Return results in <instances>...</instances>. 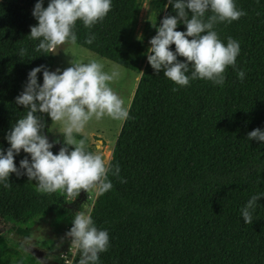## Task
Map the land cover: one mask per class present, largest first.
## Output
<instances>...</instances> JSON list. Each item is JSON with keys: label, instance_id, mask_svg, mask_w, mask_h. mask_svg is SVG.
Returning a JSON list of instances; mask_svg holds the SVG:
<instances>
[{"label": "trees", "instance_id": "trees-1", "mask_svg": "<svg viewBox=\"0 0 264 264\" xmlns=\"http://www.w3.org/2000/svg\"><path fill=\"white\" fill-rule=\"evenodd\" d=\"M151 1L157 27L166 15H175L167 0ZM36 2L0 0L4 150L10 147L7 133L27 111L15 98L23 91L28 72L40 65L51 71L53 66V55L35 52L38 41L29 37L30 26L37 24L32 16ZM48 3L43 0V7ZM142 3L112 0L102 21L91 29L77 21L74 29L77 45L139 74L128 103L129 117L120 124L109 157L126 182L110 172L112 189L95 194L88 210L97 228L109 233V248L100 254L99 264H264V142L247 139L248 132L264 130V0H235L246 15L215 29L225 45L228 37L239 43L236 68L244 70L245 78L239 80L229 66L223 86L193 80L186 87L155 73L147 63L150 39L132 38ZM176 30L186 28L179 24ZM91 34L95 39L85 43ZM21 48L27 49L23 58ZM170 50L175 51L174 44ZM37 78L38 83L43 80L42 72ZM42 115L44 135L50 143L59 141L51 149L57 154L63 135L50 136V117ZM26 156L30 159L22 150L15 155L18 168ZM9 183L8 188L0 183V264H41L3 230L12 225L17 238H26L36 219L46 213H54L70 229L84 191L73 201L61 192H38L36 182L26 176L10 174ZM254 194L262 196L253 223L245 224L240 210ZM49 244L41 242L48 248ZM78 259L75 252L70 264H78ZM50 261L61 263L55 256Z\"/></svg>", "mask_w": 264, "mask_h": 264}, {"label": "clouds", "instance_id": "clouds-1", "mask_svg": "<svg viewBox=\"0 0 264 264\" xmlns=\"http://www.w3.org/2000/svg\"><path fill=\"white\" fill-rule=\"evenodd\" d=\"M167 3L175 15H166L158 27L152 24L156 35L150 39L147 49L150 53L147 63L155 73L162 72L178 87L189 86L193 80L223 86L229 66L236 71L239 80L245 78L244 70L236 68L239 43L228 37L225 45L215 30L218 24H230L246 15L237 8L235 0H167ZM111 8L112 0H49L47 7H43V0H37L32 10L37 24L30 26L29 35L30 39L38 41L34 51L54 55L62 45H75L77 21L91 29ZM179 24L186 30L177 31ZM94 39L95 35L91 34L85 43L91 44ZM173 44L175 51L170 50ZM26 54L27 49L21 48L19 56L23 58ZM69 63L62 71L59 68L49 71L40 65L28 72L23 91L15 98L16 104L27 110L26 114L17 119L6 135L10 147L0 149V183L5 188L11 186L9 176L14 173L35 181L40 193L61 192L74 201L81 190L94 191L97 196L110 191L113 187L110 172L120 178L119 165L113 168L110 159L88 150L86 139H77V134L93 118L100 120L107 116L121 123L128 119L131 105L110 86L119 72H105L104 64L96 59ZM40 72L42 84L37 82ZM42 114L62 125L63 146L58 154H53L51 149L59 141L50 143L43 133L46 125ZM247 139L264 142V130L256 128L248 132ZM21 150L30 159L27 156L21 159L18 168L14 157ZM261 196L252 195L241 208L245 224L253 223L252 214ZM65 237L70 238L71 248L79 254L78 264H99L100 254L109 248L108 231L97 228L90 211L76 212Z\"/></svg>", "mask_w": 264, "mask_h": 264}, {"label": "rangeland", "instance_id": "rangeland-1", "mask_svg": "<svg viewBox=\"0 0 264 264\" xmlns=\"http://www.w3.org/2000/svg\"><path fill=\"white\" fill-rule=\"evenodd\" d=\"M157 15L153 7L151 0H143L142 7L134 17V33L133 39L149 40L154 36L156 28L152 24L157 26ZM53 55V54H52ZM54 61L51 71L60 69L61 71L70 66V61H78L87 63L92 59L99 60L104 64V71L111 73L112 71H118L119 76L110 83L117 94L125 100L128 104L131 98L134 86L136 84L138 73L136 71L124 68L108 59L102 58L95 53L75 44H65L60 46L57 53L53 55ZM43 80L39 82L42 84ZM121 122L112 120L105 116L100 120L93 118L79 134L86 139L87 146L92 150L101 154L104 158L109 159L110 151L114 143L115 136L120 127ZM62 131V125L60 123L52 122L49 118L47 132L50 136L58 137ZM94 191H88L84 193L83 199L80 201V211H88L92 204V200L95 196ZM68 226L59 222L55 218L54 213H46L43 216L38 217L36 222L31 226L28 236L26 238H17L13 233L14 227L8 226L3 230V234L9 240H15L20 247L25 251L33 253L42 262L50 261L57 253L65 248L67 238L65 233L68 231ZM47 240L49 248L47 246H41V242ZM27 241V243H25ZM16 251H20L19 247L14 246Z\"/></svg>", "mask_w": 264, "mask_h": 264}, {"label": "built area", "instance_id": "built-area-1", "mask_svg": "<svg viewBox=\"0 0 264 264\" xmlns=\"http://www.w3.org/2000/svg\"><path fill=\"white\" fill-rule=\"evenodd\" d=\"M89 210V209H88ZM80 212V210L76 211ZM88 212V211H83ZM76 214V213H75ZM70 229H68L69 231ZM70 238H67L66 246L65 248H62L55 257L60 260L61 264H70L71 260L74 257L75 251L70 246Z\"/></svg>", "mask_w": 264, "mask_h": 264}, {"label": "water", "instance_id": "water-1", "mask_svg": "<svg viewBox=\"0 0 264 264\" xmlns=\"http://www.w3.org/2000/svg\"><path fill=\"white\" fill-rule=\"evenodd\" d=\"M56 151H57V154H58V152H59V150L58 149H56ZM45 264H61V263H59V262H57V261H43Z\"/></svg>", "mask_w": 264, "mask_h": 264}, {"label": "flooded vegetation", "instance_id": "flooded-vegetation-1", "mask_svg": "<svg viewBox=\"0 0 264 264\" xmlns=\"http://www.w3.org/2000/svg\"><path fill=\"white\" fill-rule=\"evenodd\" d=\"M88 150H89V151H92L89 147H88ZM84 193H85V192H84Z\"/></svg>", "mask_w": 264, "mask_h": 264}]
</instances>
